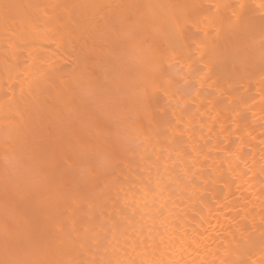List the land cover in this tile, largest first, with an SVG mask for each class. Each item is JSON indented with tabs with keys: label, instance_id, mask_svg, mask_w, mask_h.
<instances>
[{
	"label": "bare ground",
	"instance_id": "1",
	"mask_svg": "<svg viewBox=\"0 0 264 264\" xmlns=\"http://www.w3.org/2000/svg\"><path fill=\"white\" fill-rule=\"evenodd\" d=\"M0 264H264V0H0Z\"/></svg>",
	"mask_w": 264,
	"mask_h": 264
}]
</instances>
